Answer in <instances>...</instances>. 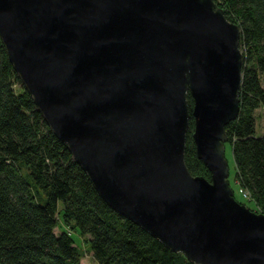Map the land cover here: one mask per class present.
<instances>
[{"label": "water", "instance_id": "water-1", "mask_svg": "<svg viewBox=\"0 0 264 264\" xmlns=\"http://www.w3.org/2000/svg\"><path fill=\"white\" fill-rule=\"evenodd\" d=\"M0 36L115 211L195 264H264V214L236 199L226 157L241 29L215 0H0ZM191 117L211 180L186 164Z\"/></svg>", "mask_w": 264, "mask_h": 264}, {"label": "trees", "instance_id": "trees-1", "mask_svg": "<svg viewBox=\"0 0 264 264\" xmlns=\"http://www.w3.org/2000/svg\"><path fill=\"white\" fill-rule=\"evenodd\" d=\"M215 1L240 27L244 56L241 111L226 127L234 179L251 196L244 200L264 213V135H258L255 114L264 109V0ZM189 104L192 109L191 95ZM194 128L191 117L186 164L192 175L211 180L197 155ZM76 234L98 264H195L101 197L48 125L0 36V264H83Z\"/></svg>", "mask_w": 264, "mask_h": 264}, {"label": "rangeland", "instance_id": "rangeland-1", "mask_svg": "<svg viewBox=\"0 0 264 264\" xmlns=\"http://www.w3.org/2000/svg\"><path fill=\"white\" fill-rule=\"evenodd\" d=\"M256 117H257V131L258 135H264V109L260 108L256 111ZM194 134V133H193ZM191 134V135H193ZM226 157L229 162L230 166V184L233 188L235 189V195L237 197V200L242 204L243 202L247 207H249L252 211L258 213V214H264L261 209L254 205V203L245 201L243 196L245 193V190L243 189H238V184L237 181L234 179V174H235V163L232 155V149L230 143L226 144ZM245 197V196H244ZM57 234L61 233V230L57 229L56 230ZM77 245L79 248L84 252V258L82 259L83 264H98L96 260L94 259L93 252L90 250L89 244L85 241L84 237H81L80 235L76 234L75 236Z\"/></svg>", "mask_w": 264, "mask_h": 264}, {"label": "built area", "instance_id": "built-area-1", "mask_svg": "<svg viewBox=\"0 0 264 264\" xmlns=\"http://www.w3.org/2000/svg\"><path fill=\"white\" fill-rule=\"evenodd\" d=\"M244 196H245V198H247L248 200L251 199V196H250L249 192H247V191H245Z\"/></svg>", "mask_w": 264, "mask_h": 264}]
</instances>
